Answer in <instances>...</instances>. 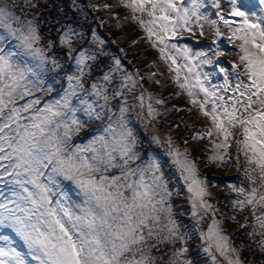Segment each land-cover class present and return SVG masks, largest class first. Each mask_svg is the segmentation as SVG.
Segmentation results:
<instances>
[{"label":"snow or ice","instance_id":"6c2138e0","mask_svg":"<svg viewBox=\"0 0 264 264\" xmlns=\"http://www.w3.org/2000/svg\"><path fill=\"white\" fill-rule=\"evenodd\" d=\"M230 3L231 15L241 17L244 26L249 29L237 39L243 40L244 44L251 42L261 55L252 56L244 49L245 55L241 60L246 61L250 83L236 85V91L244 100L234 99L231 111L222 103L219 112L216 103H212L210 111L205 110L208 98L216 94L203 87L197 73V85L205 97L200 103V111L210 116L225 141L231 136L229 128L237 124L242 127L243 138L237 139L238 149L247 157L248 164H254V170H259L260 187H264V107H257L254 113L250 111L253 105L264 106V29L260 24L250 22V17H255V13L250 9L243 10L246 6L244 0H230ZM146 6H150L148 15L153 17L150 23L155 24L158 19L161 23L157 28L165 33L170 25L167 13L180 12L173 0H132L131 4H125L133 12H143ZM258 6L264 11V0H258ZM196 7L192 9L191 16H197ZM23 10L22 0H0V162H7L0 163V189H8L9 193L5 195L0 191V264H165L164 259L157 262L149 253L156 248L160 256L165 257L166 252L158 246L174 243L177 238L176 221L170 218V208H163L166 196L171 193L167 191L162 174L157 175L161 173L158 160L150 158L147 167H127L141 157L134 151L136 140L123 118L126 109L120 108L121 118L117 123L124 131L112 141L113 146L109 147L103 135L93 137L90 145L105 141L104 151L91 149L94 154L87 157L78 145L67 142L74 128L78 131L84 126L76 117L80 109L71 107V97L78 88H82L79 81L75 88L65 92L60 101L45 105L43 109L35 108L39 99L16 106L18 96L22 99L31 94L29 84L34 88L40 86L38 79H29L37 76L36 69L40 65L33 66L21 59L35 55L32 44L37 39L33 21L17 14ZM157 11L161 13L159 17L154 16ZM183 13L184 23L187 24L189 10L185 8ZM140 23L141 27H145L143 21ZM172 28L174 32L175 25ZM145 30L151 35L149 28L145 27ZM71 31L70 28L65 31L61 37L62 44L70 43L68 33ZM13 40L17 41L15 45L11 44ZM203 55L196 53L197 57ZM88 58L81 52L76 58L77 64L84 65ZM205 62L212 63L211 60ZM80 70L83 73V68ZM108 79L105 75L104 80ZM68 80L71 88L73 77L69 76ZM185 86L180 85L181 88ZM93 89L95 95H102L95 84ZM188 95L192 97L193 92L189 91ZM104 99L107 102L108 97L104 96ZM219 99L223 101L222 97ZM196 102L192 100V103ZM99 107L101 111H96L91 104L85 105L83 110L89 120L102 119L104 105ZM30 109L31 115H21ZM57 117L65 119H54ZM60 128L64 129L62 135L57 132ZM103 131L109 135L115 131L111 117ZM222 147L226 151L229 145L225 143ZM114 153H118V163L114 162L117 160ZM169 155L178 157L179 153L170 152ZM173 163L181 170L188 191L200 200V207H211L203 200L206 193L201 186L202 181L195 176L191 162L186 158H175ZM116 168L121 170L119 174L100 175L99 179L94 175ZM145 173H150L148 183L145 182ZM57 177L70 181L78 189L77 194L81 197L79 203L70 202L68 194L61 192L53 204L51 196L56 195L54 188L60 187ZM249 180L255 183L251 174ZM126 192L129 195H125ZM240 192L243 194L244 190L240 189ZM234 204L242 210L246 205L252 207L256 224L261 229L257 234L264 237V214L256 215L257 209H264V192L258 193L257 188L253 187L244 200L235 201ZM162 211H167L169 215L168 223L163 226L167 230L166 235L160 230L158 214ZM13 236L23 250L13 246L16 243ZM208 240L215 241L216 251L225 256L228 264H241L239 259L233 260L226 255L229 251L228 237L221 235L215 226L209 228ZM212 246L210 243L209 248ZM258 247L264 252V239L258 242ZM168 264H173V261L169 260Z\"/></svg>","mask_w":264,"mask_h":264},{"label":"trees","instance_id":"16d2710c","mask_svg":"<svg viewBox=\"0 0 264 264\" xmlns=\"http://www.w3.org/2000/svg\"><path fill=\"white\" fill-rule=\"evenodd\" d=\"M110 2L111 0H22L24 10L18 11L17 14L33 21L37 37L32 44L35 55L24 56V58L33 66L40 65L36 69L37 76L29 78L38 79L40 86L34 88L29 84L31 94L22 99L18 98V101H21L22 104L25 102L23 100L25 97L34 96L41 102L45 96H49L52 92H58L50 103L54 104L53 102L61 100L66 91L75 88L79 81L82 88H78L76 94L71 97V107L80 109L76 117L84 123V126L78 131L73 129L70 133V141L81 140L91 131L105 128L109 123V117H111L115 132L124 131L117 123L121 118L120 108L123 107L126 109L123 113L126 126L132 130L136 140L134 151H137L143 158L137 165L147 166L149 161L147 152L149 149H153L158 153L161 168H165L167 162L169 166H175L173 163L175 158L181 160L186 158L195 166L196 162L204 155V161H200L198 167H195L198 175L209 176L212 172L229 170L232 166L230 150L225 151L222 147L224 144L220 141L221 135L218 134L212 121L201 115L197 106L192 108V112H188L186 107L181 106L182 102L179 98H173L169 94V86L176 88V73L166 66L158 51L157 41L161 39L162 33H156L152 29L150 35L149 31L145 30V27L148 28L147 22L153 20V17L148 15V11L151 10L150 6H146L143 12H133L132 8L125 7L127 13L121 12L122 16H116L107 10ZM120 2L131 4L132 0H120ZM173 3L177 8L178 1L174 0ZM222 7L224 10H229L224 3ZM127 14H129V18ZM154 16L156 17V13ZM200 16L202 15L195 16L193 26H197L204 34H207L210 40H214V35L218 33L220 41H230L231 35L228 29L231 30V28L226 24H218L216 26L217 33H212L210 20L203 16L204 19H200ZM141 21L144 22L145 27H141ZM131 23L136 26V29L141 30L142 38H139L135 28L130 26ZM69 28L72 30L68 33L70 43L62 44L61 37ZM199 29H196L195 32H198ZM234 39V43L239 42V39L235 37ZM11 43L15 45L17 41L13 40ZM81 52L85 54V57H89L84 65L77 64L76 58ZM154 55L156 56L154 57ZM229 56L231 61H236L235 57L239 55L230 52ZM153 57L160 63L154 64ZM148 62L151 65L154 64L153 71L142 69ZM81 68H83V73H81ZM244 68L245 63H242L241 69ZM132 69L136 71L137 76L142 77L140 81L129 73ZM151 72L153 77L154 74H157L155 77L166 75L165 83L168 85L165 87V83L162 81L161 84L143 91L141 87L142 85L148 86V77L151 78ZM105 75L109 77L107 81L104 80ZM69 76L73 77L71 88ZM124 78L134 82L135 87L131 90L119 88L122 86L121 80ZM94 84L101 90V96L94 94ZM148 91L153 93L152 96H149L158 101V106L147 105L146 93ZM104 96L108 97L107 102ZM143 98L146 103H142ZM21 104H16V106L19 107ZM86 104L93 105L96 111H101L99 106L104 105L102 119L89 120L83 110ZM109 104L115 108L117 114L107 115L106 110L109 108ZM136 105L138 106L136 107ZM150 108L155 112L154 118L146 114V109ZM63 111L68 112L67 109ZM21 115L25 116L26 113H21ZM68 115L70 116L71 113L68 112ZM54 119L64 120L65 117ZM197 130H204L207 133V138L192 137V134ZM57 132L62 135L64 129L60 128ZM209 132L212 133L211 136L208 135ZM97 133L95 137L101 136L103 131L99 130ZM150 138L155 139L154 144L150 142ZM100 142L98 141L99 145H101ZM87 145L90 146V141L87 142ZM168 148L169 153H179V156L169 155ZM114 154L117 156V160L114 162L118 163V153ZM224 158L226 159L224 160ZM240 158L243 163L241 171L245 174L242 176L239 186L244 190L243 195L233 197L234 187L232 185L228 187L214 186L209 179H203L206 199L211 207L200 208V212L198 208L195 214L191 211L193 217H189L187 221L199 220L200 224L202 223V228L213 224L220 229L221 233L228 235L231 247L235 249L232 257H229L230 259H239L241 264H264V252L260 251L258 247V242L264 237L257 234L261 229L256 224L252 207L246 205L242 210L237 204H234L235 201L244 200L253 187L257 188L258 193L264 187H260L259 170H254L255 165L248 164L247 157L242 152H240ZM129 165L127 166L129 168L137 167V165L133 167ZM249 174L255 183L249 180ZM96 178L99 179L98 176ZM76 191L78 192V189ZM125 195H129V193L126 192ZM173 200L178 201L175 195H173ZM261 214H264V209H257L256 215ZM244 218L247 219L246 230L239 235H234L235 226ZM184 225L185 222L182 223L183 228ZM194 225L195 229L199 227L197 223ZM179 229H181V225H179ZM160 230L167 232L161 224ZM177 239L178 236L174 243L158 246L166 252L165 257H161L156 248H153L149 254L157 262L164 259L165 264H168L169 260L177 258L176 251L179 248ZM137 258H139L138 255Z\"/></svg>","mask_w":264,"mask_h":264},{"label":"rangeland","instance_id":"374dc122","mask_svg":"<svg viewBox=\"0 0 264 264\" xmlns=\"http://www.w3.org/2000/svg\"><path fill=\"white\" fill-rule=\"evenodd\" d=\"M220 1L222 2L223 0H220ZM228 1L230 2V0H227L226 2H228ZM207 3H208V5L206 7L207 8L206 11H202V13H201L200 8L203 7V5L207 4ZM244 3H245L246 6H245V8L243 10L249 11V9H250L251 12L255 13V17H250V22L258 23V24H260L261 28L264 29V11H262L260 9L258 4L257 5L251 4L249 0H244ZM257 3H258V0H257ZM218 4H219V0H206V1H204V0H195V5L193 4V0H180V6L178 8V9H180V12L179 13H175V12L169 11L167 13L169 21H170V25H169L168 31L166 32L169 35L168 37H172V38L180 37V38H183L184 35H189V36H194V37L196 36L197 38L195 37L194 39H198L199 38L201 40V42H199V43L202 44V45H199L198 47H191L192 45H188L186 43H179V45L177 46L175 41L171 42L170 38L168 39V42H171V43L167 44V46H165V49L163 50L164 51V54L162 56L163 57V61L165 63H167V62H169L171 60L172 61L174 60L177 63V66H178V69H179L180 79H181V81H183V84H186V92H182L180 90H177L173 86H169V94L173 98H179L181 100V102H182L181 106L182 107L183 106L186 107L188 109V112H192V108L194 106H197L198 112L201 115H203V116H205V115L200 111V103L203 102L205 97H204V93L200 91V87L197 85L196 74L199 73L200 83L203 85V87L209 89L210 92H215V94H216L215 96H210L208 98L209 99V103L205 105V110L210 111L212 103H216L217 106H218V112H219V111L222 110L221 107H220V105L222 103L223 107H226V108H228L229 111H231L233 105L228 106L227 104H228V102L230 103L232 99H237V98L240 97L239 91H237L236 94H234L232 92L233 87L234 86L236 87V85L239 84L240 80L237 77H235V76L233 77V76L229 75V73L232 72V70L230 68H233V70H235V68H240L242 63H245V68L244 69H245V71H247L246 70V61H242L241 60V57L243 55H245L244 51H238V50H236L233 47H241L242 49L245 48L247 50V52L250 55H252V56L259 57L261 55V53H259V50L257 48L252 47V43L251 42H249L248 44H244L243 40L239 39L238 43L237 42L234 43V41H235L234 37L237 38L238 36H243L246 32L249 31V29H247L244 26L243 19L241 17H233L231 15V8H232L231 3H228L226 5V8L230 9L229 11H225L222 6H220L219 9L216 8L215 11H217V15L215 13V16H216V18H218L221 21H223V19L225 21L226 20H230V25L233 28H235V29H232V30L228 29V31H229V34L231 35L230 42L233 43V44L231 43L232 44V48L234 49V52H236V53L238 52L239 53L238 54L239 56L235 57L236 61L233 62V61L229 60L227 53L229 52L230 49H228V48H226L224 46H219V47H217V49H215L211 45H204L206 43L205 41H208L210 39H209L208 35L204 34L197 26L196 27L193 26L192 18H194V16H191L190 13H191L192 9L195 6H198V7H196V12L200 13L203 17L209 19V15L208 14L211 12L212 7L214 5L217 6ZM185 8H187L189 10V16H188V23L187 24L184 23L183 9H185ZM107 10H110V13H112L113 15H116V16H122V14H120L121 12H123V13L126 12L127 13V10L125 11V4L121 3L120 0H111ZM222 12H226V13L230 12V13L227 16H222L221 15V14H223ZM155 13H156V17H159V15L161 14L159 11H157ZM129 14H127L128 18H129V16H128ZM229 15H230V17H228ZM202 16H200L199 18L200 19H204ZM211 21H210V24L212 25V30L211 31H212V33H215L216 29H215V26L213 24L214 20H211ZM155 23H156L155 25L157 27V25H159L161 22L157 19ZM172 25H175V31L174 32H173ZM130 26L135 28L136 33L139 34V38L143 37L140 29H136V26H134V24H132V23L130 24ZM196 29H199V31L195 32ZM237 29H240V31L237 32L236 31ZM215 39H217L216 36H215ZM256 42L259 43L258 40ZM172 45H176V47L173 48ZM209 48H212L213 50L219 51L217 53H223V55H217L216 54L218 56V57L217 56L216 57L218 59H220V62L215 63V68L214 69H212L211 68L212 66L209 65L207 62H205L203 60V56H200V57L196 56V53H203L204 50L209 49ZM185 50H187V51L185 52ZM230 52H232V51H230ZM155 56L156 55H154V57ZM154 57H153L154 64L156 62L160 63L159 60H156ZM185 57H187V59ZM21 59H23L25 61V59L23 57ZM154 64L151 65V63L148 62L146 65H144L142 67V69L146 68L147 70L153 71L154 70ZM207 65H209L211 67L209 68ZM233 65H235V67H233ZM168 66H171V65L168 64ZM222 68L224 69L223 72L221 71ZM189 69H191V71H189ZM131 72L132 71L130 70L129 73L132 74ZM242 74L245 77L249 78V76L247 75V72H243ZM156 75L157 74H154V77H153V73L151 72V74H150L151 78L148 77V80H149L148 86H143L142 85V87H141L143 89V91L147 90V88L150 89L151 87H153L155 85L161 84L162 81L165 83L166 75L164 77H162V76L161 77H155ZM218 75L221 76V80L219 82L216 81L213 84H209V78L213 79V78H215ZM176 76H177V74H176ZM205 77H207V79H205ZM226 77H227V84H225ZM121 84H122V86H120L119 88H122V89H125V90H131V89H133L135 87V83L134 82L129 81V80H125V78L121 80ZM164 85L166 87L168 84L165 83ZM225 87L227 88L228 91L225 90ZM189 91L193 92V96L192 97H189V95H188ZM152 94H153L152 92H150V91L148 92V95L152 96ZM220 97L223 98V101H221L219 99ZM18 98H20V97L18 96L17 99ZM47 99H49V98H47ZM193 99H195L197 102L196 103H192ZM149 100H151L152 103H154L156 101L154 98H149L148 102H149ZM139 102H140V100H139ZM139 102H138V104H139ZM144 102L145 101H144V98H143L142 103H144ZM53 103H55V102H53ZM149 104H150V102H149ZM108 106H109V108L106 110L107 115H112V113L113 114H117L118 113L117 111H115V108L111 107L110 104ZM137 106L138 105H136V107ZM38 109H40V108H38ZM31 114H32V110L30 109L26 116H29ZM146 114L151 116V118L155 117V112H153V110L149 111V109L148 110L146 109ZM76 115H78V111L76 112ZM206 117L211 119L210 116H206ZM182 119H184V118H182ZM26 122L27 121H25V123ZM127 128H129V127H127ZM99 130L103 131L104 128L103 129H99ZM95 132H97V131H95ZM88 135L89 136H87V137L85 136L82 139L84 142L81 145H78V146L81 149L84 150V152L82 154H84L87 157H91L94 154L91 149H98L100 152H103L104 151L103 144L105 143V141L108 142L109 147H112L113 146L112 141L119 135V133L114 131L111 135H109V134H107V133H105L103 131L102 135L105 137V141H101L100 142L101 145H99L98 142H96V143L91 144L90 146L87 145V142L92 140V136L94 135V132L89 133ZM87 139H88V141L85 143V141ZM238 139H239V137H238ZM149 140H150V142L152 144L155 143V139L154 138H150ZM229 140L234 143V147H233L232 152H234V153L237 152V150H238L237 141H236L237 139L234 140V137H232V134H231V136L229 137L228 141ZM67 142L69 144L72 141H70L68 139ZM78 142H80V141H78ZM78 142L74 141V146L79 144ZM151 152H152V154H151L152 157L149 156V159L150 158L157 159L158 156L154 155V153H156V152L155 151H151ZM168 153H169V148H168ZM234 153H233V155H234ZM234 158L236 159V156H234ZM236 162L238 164H240L239 163L240 159H238ZM0 163H7V162L5 161V162H0ZM169 164H170V162H169ZM145 167H147V166H145ZM133 168H136V167H133ZM117 169H119V168L112 169V171L106 173V175L110 176V175H113V174H117ZM169 171H170V173L173 176H176L179 179L178 181L175 182V186L173 187V193L175 192L177 194V198H179L180 200H182L184 198H187L185 200V202L182 204L183 205L182 208H179V210H182V212H184L183 213L184 216H186V214L189 213L188 210H190L193 213H195V211L199 208V212H200L201 211L200 208H202V207H200V200L194 198L193 194L188 191L187 183L183 179L181 170L178 168V166L176 164L173 167L171 166V169ZM229 174L230 173L226 172L225 173L226 177H228ZM157 175H161V173H157ZM195 176H196L197 179L200 180L198 175H196V171H195ZM163 178H164V176H163ZM217 178L218 177H216V179ZM6 179H10V178H6ZM41 179L44 180L43 177H41ZM57 179L59 180L60 187L58 189L54 188V192L56 190H58V191H61L63 193H67L70 202L79 203L80 202L79 195L74 192L73 188L70 185H67L63 179H61L59 177H57ZM132 179H138V177H132ZM145 182L146 183L150 182V173H145ZM179 183H181V184H179ZM165 184H166L167 191H168V188H170V185H168V182H165ZM201 186H203V184ZM28 187L31 188V185H29ZM0 191H3L5 193V195L9 194L8 193V189H0ZM180 191H182V193ZM55 193H56V195H52L51 196L53 204L55 203V201L57 199V196L59 195V194H57V192H55ZM155 198L159 199V196H156ZM203 200H204V202L206 204L209 205V203H208V201L206 199V194L204 195ZM181 203H182V201H180L177 204H181ZM194 205H195V207H194ZM157 207H160V205H157ZM163 208L165 210L170 208V213H171L170 218L175 220L173 218L174 211L176 210L174 208V206L172 204H170V203L168 204V201L166 200L164 202V204H163ZM167 214H168L167 211H162V212H160L158 214L159 217H161L160 218V223H161L162 228H163L164 225H166L168 223L169 215H167ZM188 216H191V214L189 213ZM191 223H197V225H199V227L195 229V233H197L198 235H195V233H193V232L189 233L188 230H186L185 234L186 233L187 234L184 237L182 234L180 235V233L178 232V228L176 226V230H177V233H178L177 241H178V244H179V248L178 249H180V244H182V247H181V249L178 252V254H180V255H178L176 253L177 254V258L171 260V261H173V264H184V262L180 261V259H179L180 256H183V258L187 262L189 259H188L186 253L188 251H190V250H193V248L196 247V242H198V245H200V248L198 250L199 254H200V258L201 257L209 258V261H211L212 264H214V262L216 264H224V263L228 264L227 260L225 259V256L221 255L220 252L216 251L215 241L214 240L213 241H209L208 240L209 228L213 227L214 225L213 224H209L207 227L202 228V226H201L202 223L200 224L199 220H193ZM215 228H216V230H218L217 227H215ZM164 230L167 231L166 229H164ZM193 230H194V228H193ZM162 234L166 235L167 232L163 231ZM221 235L228 237V235H224V234H221ZM210 243L213 245L211 248H209V244ZM227 244H228V247H229V251L226 253V255L228 257H232L233 251H232L231 242H230L229 238H228ZM189 245H193L191 249L189 248ZM184 249H186V251H183ZM205 249H208V251H205ZM200 260H202V258ZM213 260H214V262H213Z\"/></svg>","mask_w":264,"mask_h":264}]
</instances>
